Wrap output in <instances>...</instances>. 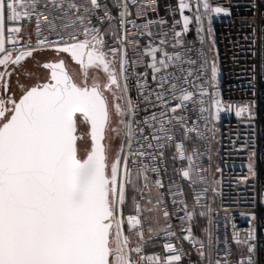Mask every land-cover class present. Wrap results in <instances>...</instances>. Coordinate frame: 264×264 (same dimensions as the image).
Listing matches in <instances>:
<instances>
[{"label": "snow or ice", "instance_id": "6c2138e0", "mask_svg": "<svg viewBox=\"0 0 264 264\" xmlns=\"http://www.w3.org/2000/svg\"><path fill=\"white\" fill-rule=\"evenodd\" d=\"M91 5L98 8V0H91ZM41 7L63 9L65 5L63 2L41 5L39 0H0V68L3 69L0 82L5 73L10 77L16 66L44 48L58 55L66 54L80 66L81 78L69 73L62 57L42 64L38 61L37 66L50 70L45 77L30 84L18 81V97L0 98V264H183L189 253L173 243L163 245L168 254L147 253L146 245L158 238L152 233L159 230L150 225L149 236L145 237L143 229L144 221L150 219L146 214L159 213L160 204L168 202L166 197L176 195L171 192V184L165 190L162 179L167 168L165 165L162 171L160 165L169 150L173 161L179 159L181 163L178 170L181 179L193 189L191 208L186 199H172V204L179 203L183 212L178 218L181 231L188 235L182 239L193 244L201 262L231 264L227 251L223 259L213 260L212 253L205 250V240L191 232L194 218L206 214L196 211L198 206L205 207L200 203L201 198L206 199L209 191H215L205 186L207 181L198 163L200 150L196 143L208 139V133L214 131L209 128V121L219 119L221 101L213 99L216 105L213 113L210 106L205 107L203 99L214 95L209 89L216 88L219 71L216 60L210 61L203 48L185 47L181 37L189 31L194 19L203 44L205 18L206 31L211 35L213 15H231L232 7L196 0L190 16L185 10L192 9V4L178 0L173 9V14L176 11L180 14V19H173V51H158L160 45H168L167 33L162 34L164 38L158 44L145 49L151 56L155 88L146 87V81L137 79L138 96L145 105H151L142 110L145 113L142 118L137 116L138 100L134 102L130 95V65L126 57L130 37L126 30L111 33L118 47L109 48L108 32L102 25L113 19L111 14L90 13L99 17L97 24L80 15L79 6L69 0L67 7L74 11L70 23L77 25L76 33L65 37L49 28L48 36L41 37L40 25L47 24V20L40 18ZM118 7L119 25L125 26L129 23L125 17L130 15L127 2ZM248 9L259 10L262 15L259 36L253 28L245 39L250 41L249 54L253 56L257 53L251 49L257 40L260 42L259 67L264 82V0L250 2ZM33 20L37 24L36 47L30 36L27 43L23 38L24 22ZM165 23L160 21L161 25ZM181 24L177 31L176 26ZM6 32L15 33L17 38L8 40ZM144 35L156 34L140 33L141 37ZM212 43L215 44L214 37ZM256 67L255 63L250 65L253 72ZM90 70L95 72L90 75ZM24 75L31 79L34 73ZM9 103L10 108L6 107ZM246 109L254 119L256 113L249 106L238 110L237 116ZM192 113H196L195 120ZM82 124L90 127L91 144L86 148L78 143V126ZM115 138L120 143L114 152ZM250 146L253 151L248 167L255 176L254 125ZM176 187L183 193L181 186ZM161 214L166 220L172 215L170 211ZM185 224L188 227H183ZM163 231L175 235L171 233V225ZM206 231L210 247L216 241L211 231ZM254 239L250 232L249 241L244 242L248 258L240 264H256L253 257L257 245L251 242Z\"/></svg>", "mask_w": 264, "mask_h": 264}, {"label": "built area", "instance_id": "2783aa9c", "mask_svg": "<svg viewBox=\"0 0 264 264\" xmlns=\"http://www.w3.org/2000/svg\"><path fill=\"white\" fill-rule=\"evenodd\" d=\"M166 1L163 5L165 12H161L160 3ZM65 7L63 9L52 7H41L38 9L41 13V20H47V24L40 25V36H48V29L52 32L62 34L67 37L76 33L77 25L70 23L74 19V11L69 10L67 4L69 0H39L41 5L46 3H61ZM79 6L78 12L87 19H92L94 23H99L98 16H91L90 13L96 12L104 14L109 12L113 19L105 21L102 25L103 29L108 32L106 43L109 48L118 47L117 42L112 38L111 33L117 31L123 33L125 30L130 39L127 41V63L128 75L130 77L129 88L133 101L138 100L140 110L137 112L138 118H142L145 114V107L151 108V105H145L142 98L138 96L137 79L142 78V82L146 81V87L155 88L152 80L151 56L145 53V49L158 44L163 33H167L168 45H160L159 52H172V29L173 19H180L179 11L173 14V9L177 7L178 0H120L112 4L110 0H98L99 7L93 8L91 0H74ZM127 2L128 12L130 15L125 19L129 21L125 26L119 25L120 7ZM192 4V9H186V15H193L196 7V0H186ZM214 4L222 6H231V15H213L212 29L213 33L209 35L206 31L208 27L205 18L203 27L205 31L201 33L204 37L203 44L197 35V25L193 19L189 25V31L182 34L181 39L185 47H192L196 50L203 48L208 54V59L216 60L219 69L217 75V83L215 89H209L213 92V96H205V107H211L213 113L216 111V105L212 103L213 99L220 100L219 119H211L209 128L213 132L208 133V139L197 141L196 147L200 150V158L198 163L203 168L205 180L209 189L207 198H201L200 203L205 205L204 208L197 207V213L204 211L205 228L201 231L194 226V220L190 227L192 235L196 238L205 240L206 252L212 253V259H223L225 251L230 255L227 257L231 264H240L241 260L247 261L248 250L245 241H249V233L252 232L257 245V254L253 257L256 264H264V82L260 76V53L259 40L251 49L257 55H250V41L245 39L252 33V29H256V35L260 34V23L262 19L261 11H249V3H255L256 0H211ZM165 20L166 23L161 25L160 21ZM151 21V23H148ZM134 22L137 26H132ZM251 23V26L249 25ZM181 25L176 26L179 31ZM24 42H28L29 36L36 47L37 24L35 20L32 22L25 21L23 24ZM152 32L156 35L140 36V33ZM210 37V38H209ZM215 39V44L212 39ZM8 40L16 39V34L6 32ZM54 39V36H50ZM151 41V43H150ZM40 50H51L44 48ZM177 51L181 50L179 48ZM39 51V50H37ZM218 52V55L216 53ZM123 55V53H121ZM119 58V57H118ZM195 58V57H194ZM257 65L253 72L250 65ZM187 67V65H185ZM3 69L0 68V71ZM179 74V73H177ZM210 75V68H209ZM255 76V79L252 77ZM255 85L251 88L249 85ZM255 93V94H253ZM255 101V104L252 102ZM249 106L256 113L255 118L249 117L247 109L237 116V111L242 107ZM198 111V109H197ZM192 120L196 119V113H192ZM253 125L255 126V151L254 158L255 176L249 172V162L253 151L250 146V138L252 136ZM191 126V124H189ZM203 122L200 123L203 129ZM166 165L167 171L163 172V183L167 191V185L171 184V192L175 193L174 197L167 196V203L159 206V213L146 214L150 217L143 223L145 237L149 236L148 228L152 223H157L161 218L164 219L158 232L152 233L158 236L146 245L147 253H158L160 255L168 254L169 250L163 248L165 243H173L176 248H182L184 252L189 253L183 258V264H206L201 262L196 254L193 244L182 237L187 236V232H182L181 222L178 216H182L181 205L179 203L173 205L172 199L176 201L187 200L188 207L191 208L193 201V189L189 187L186 181H183L178 174L181 168L179 159L173 161L172 151H166L164 161L161 162L163 171ZM171 177V179H169ZM247 178V179H245ZM179 185L183 189L176 186ZM199 188H197V191ZM170 211L172 215L166 218L161 214ZM127 212L125 216H127ZM254 214V216H253ZM167 225H171V233L174 236L163 231ZM183 227H188L185 224ZM212 233L215 243L210 247L207 246V231ZM199 231V232H198ZM201 231V232H200ZM239 241V242H237ZM198 247V245L196 246Z\"/></svg>", "mask_w": 264, "mask_h": 264}, {"label": "rangeland", "instance_id": "374dc122", "mask_svg": "<svg viewBox=\"0 0 264 264\" xmlns=\"http://www.w3.org/2000/svg\"><path fill=\"white\" fill-rule=\"evenodd\" d=\"M66 64H67L69 73L73 75L76 79H80L81 69L77 67L76 65L72 64L69 58H66ZM25 72H32L34 73V75L31 77V79H29L24 75ZM94 72L95 70H90V75ZM100 75L103 78L102 72L100 73ZM45 76H46V72L42 70L39 66H37V64L31 63L30 61H27L26 63L21 62V65L16 66L15 71L12 72L10 77L8 76L7 73H5L3 82H0V98L8 99V97L12 95H15L16 97H18L20 95L18 81L19 83H29L30 84V83H34L37 78H43ZM5 84L7 85V88H5L4 86ZM6 107L10 108L11 104L10 103L7 104ZM77 135L80 138L78 140V143L80 144L82 148H86L90 146L91 140L89 137V127L87 124H82L78 126ZM112 135L115 136L114 133ZM112 143H113V151L115 152L119 148L120 141L118 138H115ZM194 219L198 222V226H196L197 229L202 231L205 228L204 216L197 215Z\"/></svg>", "mask_w": 264, "mask_h": 264}, {"label": "flooded vegetation", "instance_id": "af4514ba", "mask_svg": "<svg viewBox=\"0 0 264 264\" xmlns=\"http://www.w3.org/2000/svg\"><path fill=\"white\" fill-rule=\"evenodd\" d=\"M61 57L64 58L65 61H66V58H69L66 54H59L58 55L52 49L51 50H39V51H36L35 56L33 58H26V60L22 61V62L30 61L31 63L37 64V62L39 61L42 64L44 61L55 60V59H59ZM70 62H72V64H74L80 68V66L78 64H76L75 62H73L71 60H70ZM39 67L46 72V75H47L48 71H50V70L44 69L42 66H39ZM66 67H67V64H66ZM67 70H68V67H67Z\"/></svg>", "mask_w": 264, "mask_h": 264}, {"label": "crops", "instance_id": "0c3cea01", "mask_svg": "<svg viewBox=\"0 0 264 264\" xmlns=\"http://www.w3.org/2000/svg\"><path fill=\"white\" fill-rule=\"evenodd\" d=\"M119 1L120 0H110V2L112 4H115V3L119 2ZM24 63H26V62H24ZM163 221H164V219L161 218L157 223H152L151 227H153L155 229H158L161 226V224L163 223Z\"/></svg>", "mask_w": 264, "mask_h": 264}, {"label": "trees", "instance_id": "16d2710c", "mask_svg": "<svg viewBox=\"0 0 264 264\" xmlns=\"http://www.w3.org/2000/svg\"><path fill=\"white\" fill-rule=\"evenodd\" d=\"M164 4H166V1H161V3H160V10H161V12H165V10L163 9V5ZM194 226L196 227V226H198V222L196 221V220H194Z\"/></svg>", "mask_w": 264, "mask_h": 264}, {"label": "water", "instance_id": "95a60500", "mask_svg": "<svg viewBox=\"0 0 264 264\" xmlns=\"http://www.w3.org/2000/svg\"><path fill=\"white\" fill-rule=\"evenodd\" d=\"M88 127H89V126H88ZM89 137H90V140H91L90 127H89Z\"/></svg>", "mask_w": 264, "mask_h": 264}]
</instances>
